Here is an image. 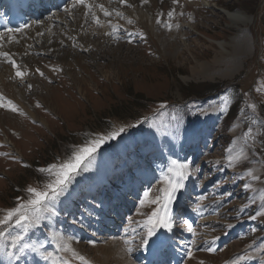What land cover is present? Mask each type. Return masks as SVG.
Segmentation results:
<instances>
[{
    "label": "rangeland",
    "instance_id": "1",
    "mask_svg": "<svg viewBox=\"0 0 264 264\" xmlns=\"http://www.w3.org/2000/svg\"><path fill=\"white\" fill-rule=\"evenodd\" d=\"M106 1L114 12L100 24L87 22L79 31L68 29L82 15L91 14L79 11L89 9L85 2L71 7L72 14H55L53 18L66 19L51 24L45 34L37 31L51 16L43 25L21 33L31 37L36 29L39 36L20 58L10 52L27 73L23 80L0 57V94L24 113L0 108V219L27 201L29 187L43 191L54 179L40 169L67 163L98 140L103 142L85 163L94 159L93 166L106 169L109 178L108 184L101 185L83 170L85 163L80 166L51 210L21 233L25 236L21 244L27 245L23 251L19 245L11 247L12 237L20 231L16 225L3 229L11 233L4 242L12 255L0 251V264H13V257L24 255L34 264H81L73 251L89 264L128 259L145 264L139 260L145 248L140 242L147 233L143 225L159 206L151 201L163 195L173 161L188 165L190 172L176 203L187 190L191 198L173 221L180 244L172 247L178 250L184 244L182 237H189L181 264H264L260 252L264 239V216L260 215L264 211V106L260 105L264 104V0H179L178 5L173 0ZM172 9L175 16L170 19L167 13ZM227 13L241 14L249 21L237 25ZM61 29L72 31L64 38L67 45L56 49L53 45L62 37ZM241 41L246 47L239 55L235 51ZM215 59L222 62L216 65ZM204 64L208 69L203 73ZM5 71L9 75H3ZM113 133L119 134L111 139ZM126 136L128 140L123 141ZM237 141L245 156H234L231 148ZM180 143L179 158L175 151ZM11 146L22 158L9 154ZM91 186L104 192V197L92 200ZM115 193L125 197L119 198L124 202L120 206L113 199ZM104 202L107 209L110 203L114 212L128 213L121 236L105 239L104 230H96L98 219L92 213L96 208L102 213ZM98 236L102 239L96 241ZM112 243L121 248L122 256L114 253L113 258L112 251L104 252L102 248L113 247ZM209 244L217 249L214 253L208 251ZM48 253L52 256L45 260ZM246 253L255 258L241 260Z\"/></svg>",
    "mask_w": 264,
    "mask_h": 264
},
{
    "label": "snow or ice",
    "instance_id": "2",
    "mask_svg": "<svg viewBox=\"0 0 264 264\" xmlns=\"http://www.w3.org/2000/svg\"><path fill=\"white\" fill-rule=\"evenodd\" d=\"M127 0H120V3H126ZM142 3L147 4L149 0H142ZM173 3L178 5L179 0H173ZM77 4L84 5L85 0H76V2L72 5V8L75 9ZM102 7V6H101ZM131 7V5H128ZM65 11H69V9H65ZM89 11H91V6H89ZM104 15L111 16L112 13L108 11H104ZM117 16L121 14L119 12L116 13ZM170 19L174 18L175 16V9L170 10L167 13ZM96 23L100 24L99 18H96ZM129 24L132 23L131 20L128 21ZM169 30H171V25H168ZM21 29H12L9 28L8 32L13 33L16 31H20ZM131 35V34H130ZM142 35V34H141ZM3 38V34H0V39ZM146 39V37H144ZM0 57H3L12 67L15 69V77L23 80L25 73L19 64H17L16 60L12 58L11 54L8 52H0ZM55 70V69H54ZM41 77L44 76V73L40 71L39 68L35 70ZM29 89L31 85H28ZM38 107L40 105H37ZM255 107L254 105L252 106ZM0 108H7L14 113H19L23 115L24 113L20 112L18 107L11 101H5V98L2 94H0ZM120 132L123 129L119 130ZM119 133H113L110 137L111 139L116 138ZM103 142V140H98L93 142L91 146L82 148L75 156L72 157L67 163L61 165H52L47 169H40L41 172H47L50 176H54V179L51 180L46 186L43 191L37 190V188L29 187L27 192L30 194L29 198L26 202L19 203L15 208L8 211L3 219H0V251H4L6 255H12L7 253L8 245L4 242L7 236H11L10 232H6L3 229L10 228L13 224L16 225L20 231L17 232L15 236L11 239V247L17 248V245L20 247V251H23L27 245L21 244V241L25 239V236L21 233L27 232L28 226L34 223H38L43 216L45 210H51L50 205L56 201L60 196H62L65 191L67 190L69 184L74 179V176L78 174L81 164L83 161L89 157H91L99 145ZM231 162V158H230ZM172 168H169V173L172 175H165V184L167 185L166 188L163 189V195L154 198L151 203L159 205L154 211H152L151 215L143 225L147 228L146 238L141 239V246L147 247L150 241H153L155 238L159 240L157 232L159 229H165L168 232L172 231V217H171V206L176 203L177 200V193L184 188V181L187 180L190 172L188 170V165L179 164L176 161L172 162ZM252 175V173H249ZM254 180H259V177L253 176ZM250 187V186H249ZM149 193H145V197H147ZM144 202H141L143 207ZM261 216H264V211L260 212ZM251 219H256V217H250ZM191 227V226H189ZM218 239V238H217ZM215 241H213L214 243ZM63 251H73L70 248H63ZM131 251V249H128ZM217 249L212 247L209 244L208 251L215 252ZM261 251L264 252V247H261ZM52 256V253H48L44 259L47 260L49 257ZM73 256L78 259L81 264H89L85 257L80 256L79 254L73 251ZM14 259H18L17 257H13ZM253 253H246L244 256L240 257L241 260H252L254 259ZM67 264V262H64ZM203 264V262H201Z\"/></svg>",
    "mask_w": 264,
    "mask_h": 264
},
{
    "label": "bare ground",
    "instance_id": "3",
    "mask_svg": "<svg viewBox=\"0 0 264 264\" xmlns=\"http://www.w3.org/2000/svg\"><path fill=\"white\" fill-rule=\"evenodd\" d=\"M85 2L89 5V6H91V14L89 13V15L88 16H86V15H82L81 16V19H80V21L79 22H77L75 25H73L72 26V28L71 27H69L68 29H73V30H81L84 26H85V24H87V22H92V23H96V18H99V20L101 21V20H103L104 18H105V15H104V10H100V5H103V9H104V7H105V10L106 11H108V12H114V10L113 9H111V8H109L107 5H106V3H107V1H105V0H85ZM128 2V1H127ZM74 3H72V4H70V7H72V5H73ZM87 6V5H86ZM97 6H98V8H97ZM110 6V5H109ZM113 7V6H112ZM115 7H117V6H115ZM65 9H69V8H65ZM79 9V11H81V10H85V14H87L86 13V11L87 10H89V9H87V8H78ZM78 9H77V11H78ZM66 12V11H65ZM64 12V13H65ZM69 14H72L70 11H67ZM66 12V13H67ZM227 12V11H226ZM81 13V12H80ZM75 14H78L77 12L75 13ZM228 15H229V17H230V19L235 23V24H237V25H243L244 23H246V22H248L249 21V18H247V17H244L243 15H241V14H230V13H227ZM79 16H80V14H78ZM65 17V16H64ZM64 17H56V18H53L52 16L51 17H49V19H50V21H49V23L46 25V26H44V28H42V29H38V31L37 32H44V34H45V32H47L48 31V29L50 28V25L51 24H53V22H60V23H62V22H64L65 21V19L66 18H64ZM77 18V17H76ZM251 19V18H250ZM245 25V24H244ZM52 26V25H51ZM67 26V25H66ZM34 27H36V26H34V25H31L30 26V29L28 28L27 30H25V31H29V30H31V28H34ZM82 27V28H81ZM65 28V27H64ZM36 29L35 30H33L32 32H31V37H25V35H21V36H19V35H16V34H11V33H9V34H3V38L2 39H0V50L1 49H5L4 51L2 50L1 52H8V53H10V52H12V51H14L18 56L17 57H21V54L23 53V51H25L26 49H30V46H32V43H31V41L33 40L34 41V39H35V41H37V40H39V36H38V38L36 37ZM72 31V30H71ZM71 31H67V29L66 30H63L62 31V29H61V32H60V34H61V38H59V36H58V38L59 39H57L56 40V43H55V38H53V40H54V42L53 43H55L54 45H53V48L55 47L56 49H58V47H60V46H62V45H67V40L65 41L64 40V38H65V36L67 37V35H68V38H69V36L71 35ZM59 32H58V34H59ZM65 32V33H64ZM23 33V32H22ZM30 33V32H29ZM55 33H57V32H55ZM57 34V35H58ZM28 36V35H27ZM45 36V35H44ZM47 36V35H46ZM55 36V35H54ZM53 36V37H54ZM99 36V35H98ZM56 37V36H55ZM100 37V36H99ZM243 38V37H242ZM46 39V38H45ZM82 39V38H81ZM48 40V39H47ZM83 40H85V38L83 39ZM39 42V41H38ZM45 42V41H44ZM69 42V41H68ZM89 42V41H88ZM236 42V41H235ZM35 43V42H34ZM43 43V42H42ZM45 43H47V42H45ZM37 44H39V43H37ZM49 44V43H48ZM89 44V43H88ZM43 45H45L44 43H43ZM224 45V44H223ZM34 46V45H33ZM46 46V45H45ZM88 47L89 46H91V44H89V45H87ZM52 47V46H51ZM246 47V45H245V43L244 42H242L241 41V43L240 42H238V44H237V50L235 51V53H237V54H241V53H243V50H244V48ZM49 47H47V49H48ZM90 48V47H89ZM32 49H33V47H32ZM40 49V48H39ZM46 49V50H47ZM50 49V48H49ZM55 49V50H56ZM40 50H42V49H40ZM51 50V49H50ZM34 51V50H33ZM43 51V50H42ZM41 51V52H42ZM53 51V50H52ZM62 51V50H61ZM225 51V50H224ZM27 52V51H26ZM44 52V51H43ZM47 52V51H46ZM65 52V51H64ZM68 52V51H67ZM28 53V52H27ZM26 53V54H27ZM29 54V53H28ZM73 54V53H72ZM227 54V53H226ZM22 56H24V55H22ZM68 56H70L69 54H68ZM228 56V55H227ZM24 57H26V56H24ZM29 57V56H28ZM219 57V56H218ZM23 58V57H22ZM223 58V57H222ZM14 59V58H13ZM17 59V58H16ZM20 59H18V61H19ZM66 60V59H65ZM224 60V59H223ZM225 60H227V59H225ZM3 62H6V60L4 59V60H2ZM220 62H222V61H220L219 59H215L214 61H213V63H215L216 65H218ZM11 67V66H10ZM6 69V68H5ZM8 69V68H7ZM207 64H204V65H202V72L204 73V72H206L207 71ZM12 70H14V69H11V72H12ZM33 71V70H32ZM35 72V71H34ZM3 75H9V73L8 72H4L3 73ZM209 75V74H208ZM208 79H212L213 80V77L212 76H206ZM1 80H3L2 79V77H1ZM2 82V81H1ZM20 93V92H19ZM20 99V98H19ZM22 100V99H21ZM26 102V101H25ZM26 104H28V103H26ZM29 109V108H28ZM234 130H233V132L232 133H236V131H237V127H234L233 128ZM122 140V139H121ZM126 141V140H128V137L126 136V137H124V139H123V141ZM122 142V141H121ZM176 143V142H175ZM15 147V146H14ZM181 147H183V145H181V143L179 144V147H177L178 149L175 151V154H176V156L177 157H179L180 158V156H181ZM231 150L233 151V152H235V155L234 156H245V151L244 150H242L241 148H239V141H237L234 145H233V147L231 148ZM93 160L94 159H91V160H89L88 162H86L85 163V165H84V168H83V170L85 171V172H89V173H91V175H94L95 177H96V179H97V181H98V183L99 184H101V185H104V183H107L108 181H109V179H108V177H107V171H105V170H103V169H99L98 167H95V166H93ZM94 164H96V162H94ZM103 167V166H102ZM101 168V167H100ZM88 173V174H89ZM108 180V181H107ZM106 188V187H105ZM92 192H96L97 190H96V188L95 187H93L92 188V190H91ZM120 192V191H119ZM185 194V193H184ZM94 195H96V194H94ZM103 197H104V195H102ZM113 196H115V198L116 197H118V196H116V193H115V195H113ZM121 196V195H120ZM115 198H113L114 200H115ZM103 199V198H102ZM105 199V198H104ZM182 200V199H181ZM105 201H107V197H106V200ZM109 202V201H108ZM183 202V201H182ZM180 203H181V201H180ZM102 204V203H101ZM177 205V204H176ZM101 208H103L104 210H107V206H104L103 204H102V207ZM49 213V212H48ZM92 214H95V216H98L97 217V221L99 222V220H101L99 217H100V209L99 208H96V211H94V213H92ZM105 214V213H104ZM192 218V217H191ZM206 222V221H205ZM52 224V223H51ZM97 230V229H96ZM79 231V230H78ZM159 231V230H158ZM117 233V232H116ZM118 234V233H117ZM162 234V233H161ZM161 234H159L158 235V237H159V240H156V239H154L155 241L152 243V244H150L149 243V245L147 246V247H145V251H143V252H145L144 254H146V263L145 264H151V263H153V262H151V261H154L155 260V258H158V260H159V262H158V264H167V259H168V257L166 256V254H159V252H158V256L159 257H157L156 256V252H157V250L159 249V248H161V247H164V249H170V247H167L166 246V243L168 242V241H171V233H168V234H165L166 235V238H165V241L164 242H161L160 241V235ZM184 235H188V233L186 232V233H184ZM78 237V236H77ZM182 237V236H181ZM79 238V237H78ZM100 239H102L101 237L100 238H97L96 240H100ZM189 243V242H188ZM112 245H113V243H112ZM111 245V246H112ZM179 246V245H178ZM261 247H264V239L262 240V243H261V245H260V252L263 254L264 252H262L261 251ZM100 247H98L97 246V248H96V250L97 249H99ZM73 249H74V247H73ZM103 250H104V252H105V250H110V251H112V253H113V258H114V256H118V257H120V256H122V255H120V253H121V248L120 247H118L117 245H113V247H110L109 245L108 246H105V247H103L102 248ZM181 250H182V252H180V254H181V256H179V254H177L175 251H173V256H174V261H177V262H179L181 259H183V257L185 256V255H187V251L189 250V248L188 247H186V248H180ZM72 250V249H71ZM100 250V249H99ZM98 250V251H99ZM100 252V251H99ZM101 252H102V250H101ZM116 255H115V254ZM30 254V253H29ZM106 254V253H105ZM161 255V256H160ZM26 257V255H24V257L22 258L24 261L26 260L27 261V263L26 264H34V263H30V257H29V259H26L25 258ZM108 257V256H107ZM139 257V256H138ZM140 257H142L143 258V256H140ZM17 258H19V257H17ZM22 259H13L14 261V263L13 264H18L19 262H20V260H22ZM109 260V259H108ZM7 261H8V259H7ZM25 261V262H26ZM112 261V260H111ZM122 261V263L119 261L118 262V264H135L132 260H126V261H124V260H121ZM169 261V260H168ZM36 262V261H35ZM166 262V263H165ZM4 264V263H3ZM25 264V263H24ZM44 264H51L49 261L48 262H44Z\"/></svg>",
    "mask_w": 264,
    "mask_h": 264
},
{
    "label": "trees",
    "instance_id": "4",
    "mask_svg": "<svg viewBox=\"0 0 264 264\" xmlns=\"http://www.w3.org/2000/svg\"><path fill=\"white\" fill-rule=\"evenodd\" d=\"M206 96H207V95H206ZM260 105H261V106H262V105L264 106V104H261V103H260Z\"/></svg>",
    "mask_w": 264,
    "mask_h": 264
}]
</instances>
